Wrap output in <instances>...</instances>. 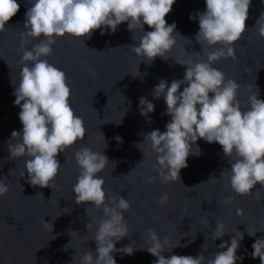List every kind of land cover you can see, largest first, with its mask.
<instances>
[{
	"label": "water",
	"instance_id": "water-1",
	"mask_svg": "<svg viewBox=\"0 0 264 264\" xmlns=\"http://www.w3.org/2000/svg\"><path fill=\"white\" fill-rule=\"evenodd\" d=\"M17 2L20 10L7 23V31L0 32V182L9 189L0 196V264H79V256L87 249L95 256L97 244L92 237L103 212L90 204H77L72 191L79 175L74 154L83 147L104 152L109 158L105 170L98 174L105 181L106 199L122 195L131 204L124 212L129 235L117 241L116 248L130 245L134 252L128 255L115 251L117 264H154L158 260L147 251L148 229L161 238L168 237L170 245L179 242L178 246L162 252L165 257L203 254L207 258L214 252L226 251L218 246L225 241L230 245L236 235L234 231L243 232L237 250L243 260H237L236 264H261L258 257L249 254L254 251L255 240L264 238V187L257 184L248 196L234 193L227 176L221 177L223 171L231 168L230 158L224 156L218 142L209 143L203 138L193 145L199 146L201 155L190 153L188 167L180 171L183 183H164L153 167L157 163L156 154L143 142L148 132L166 131L171 120V116L163 114L167 109L164 98H154L153 89L161 79L169 86L174 79H183L187 65L177 63L175 58L207 60L194 38L199 31L198 13L206 10V0H176L165 19L168 24L175 23L176 32L192 42L176 34L171 56L167 60L158 56L151 65L127 47L138 42L133 39V31L128 30L127 21L118 25L115 33L108 28L102 35V26L94 30L90 39L67 34L57 37L54 54L45 59L65 72L71 87L69 102L83 118L86 133L83 140L57 157L62 168L50 182L53 188L33 187L24 169L25 158L11 159L8 149L11 133L23 129L19 119L21 108L14 103L13 93L22 67L18 63L23 54L19 51L20 33L25 30V13L31 6L28 0ZM190 15L196 19H190ZM261 15H264V0H251L247 30L235 44L236 59L222 58L213 65L241 85L239 99L245 106L256 88L258 98L264 100V38L254 28ZM152 30L144 25L145 32ZM142 34L136 30L137 38ZM40 39L44 37L33 39L26 47L30 50ZM196 52H201L199 57ZM137 66L140 75L134 77L129 72L137 74ZM186 86L182 84L180 91ZM145 96L155 104L148 117L139 110V98ZM107 120L111 121L104 123ZM117 136L122 138V143L115 139ZM18 141L19 137L11 142ZM140 143L145 156L138 146ZM22 171L24 175L20 176ZM146 177L156 179L149 183ZM165 193L168 201L157 203L156 198ZM225 198L231 199L225 203ZM237 209H242L243 215H237ZM44 221L53 225L52 232L51 224L45 225ZM217 222L225 225L226 234L213 239ZM88 223L92 228L87 231ZM247 229L255 231V236H250ZM71 231L77 232L73 239ZM205 244L207 250L202 247ZM65 245L70 247L65 249Z\"/></svg>",
	"mask_w": 264,
	"mask_h": 264
},
{
	"label": "clouds",
	"instance_id": "clouds-1",
	"mask_svg": "<svg viewBox=\"0 0 264 264\" xmlns=\"http://www.w3.org/2000/svg\"><path fill=\"white\" fill-rule=\"evenodd\" d=\"M28 2L31 6L25 13V30L20 33L19 51L23 54L18 63L22 67L18 86L13 93L16 97L14 103L21 108L19 119L23 129L11 133L8 149L11 159L25 158L24 169L26 168L28 182L33 187L53 188L50 182L54 181L62 168L57 157L78 140H83L86 133L83 118L75 113L69 102L71 87L65 72L45 59L54 54L53 46L57 43V37L67 34L90 39L94 30L102 26V35L108 28L115 33L118 25L127 21L128 30L133 31V39L138 41L127 47L151 65L158 56L167 60L176 44V34L182 35L176 32L175 23L168 24L165 19L176 0ZM250 4L251 0H206V10L198 13L199 31L194 38L201 45L207 60L175 58L177 63L187 65L183 79H174L170 86L166 80L161 79L153 89L154 98H164L167 109L163 114L171 116V120L166 125V131L155 129L148 132L143 142L146 141L156 154L157 163L153 167L164 183H183L180 171L188 167L187 158L190 153L201 155L199 146L193 145L203 138L209 143L218 142L224 156L230 158L231 168L227 172L223 171L221 177L227 176L234 193L248 196L252 195L257 184L264 187V100L258 98L259 89L256 88L248 96L245 106L239 99L241 85L213 66L222 58L236 59L235 44L247 30ZM19 10L17 0H0V32L7 31V23ZM190 19H196V16L190 15ZM145 24L154 30L145 32ZM254 28L258 36L264 38V15L257 20ZM136 30L143 33L139 38ZM42 36L44 39H40L30 50L26 47L33 39ZM182 37L189 43L192 42L191 38ZM195 54L199 57L201 52ZM129 73L134 77L140 75L138 66L137 74ZM182 84L187 86L180 91ZM210 93L213 95L210 96ZM139 99L140 113L148 117V113L155 110V104L146 96ZM109 121L111 120L104 123ZM121 122L122 119L116 123ZM101 134L104 138V134ZM17 137L19 141L12 143ZM115 139L122 143L121 137L117 136ZM141 144L138 146L142 150ZM74 155L79 172L76 183L72 186V191L76 194L75 202L90 204L103 212V216L97 220L92 237L97 244L95 256L91 249H87L79 256V264H117L113 256L115 251L128 255L134 252L130 245L116 248V242L129 235L124 212L130 209L131 204L122 195H112L110 200L106 199L103 188L105 181L98 175L110 162L104 152H94L83 147ZM143 155L145 156L144 151ZM23 175L24 171L20 176ZM145 179L152 183L156 177ZM8 191L7 185L0 182V196L6 195ZM37 195L43 196V193ZM256 195L259 198L260 193L257 192ZM168 198L165 193L162 197H157L156 201L164 204ZM230 199L225 198L224 202L228 203ZM236 212L237 215H243L242 209H237ZM47 224L51 223L45 222ZM51 226L52 232L53 225ZM91 228L92 224L88 223L87 231ZM234 232L236 235L231 239L230 245L225 241L218 246L220 249L226 248V251L214 252L207 258L203 254L165 257L162 252L178 246L179 242L170 245L168 237L161 238L154 230L148 229L150 245L147 251L158 257L154 264H236L237 260H243L242 256L237 255V250L244 233ZM247 232L250 236L256 234L248 229ZM74 233L77 232L70 233L72 239ZM225 234V225L217 222L213 239ZM69 245L64 248L67 249ZM202 247L207 250L206 244ZM252 248L254 251L249 255L252 258L258 257L261 264H264V238H257Z\"/></svg>",
	"mask_w": 264,
	"mask_h": 264
}]
</instances>
